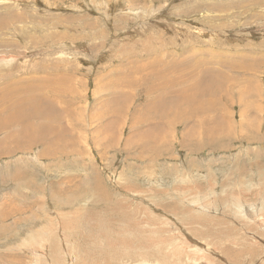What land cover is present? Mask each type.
I'll list each match as a JSON object with an SVG mask.
<instances>
[{
    "label": "rangeland",
    "instance_id": "1",
    "mask_svg": "<svg viewBox=\"0 0 264 264\" xmlns=\"http://www.w3.org/2000/svg\"><path fill=\"white\" fill-rule=\"evenodd\" d=\"M3 18L0 264H264V0H0ZM176 56L186 88L211 67L223 91L170 124L129 85ZM113 88L137 114L109 113ZM181 95L151 110L178 113Z\"/></svg>",
    "mask_w": 264,
    "mask_h": 264
},
{
    "label": "bare ground",
    "instance_id": "2",
    "mask_svg": "<svg viewBox=\"0 0 264 264\" xmlns=\"http://www.w3.org/2000/svg\"><path fill=\"white\" fill-rule=\"evenodd\" d=\"M10 10V11H9ZM7 12L9 13V12H11V8H8L7 9ZM21 12V11H20ZM16 17V18H21L22 17V14H19V13H13L12 15H11V18L12 17ZM5 22H6V20H5V18H3V19H0V27L1 28H3L4 27V25H5ZM39 44H40V42H39ZM38 44V45H39ZM39 48V47H38ZM181 48H182V46H181ZM176 49H178V48H176ZM169 51H171V50H169ZM173 51V50H172ZM176 51V50H175ZM177 52V51H176ZM183 52V51H182ZM178 53V52H177ZM176 53V54H177ZM185 53V52H184ZM178 55H179V53H178ZM181 55V54H180ZM179 55V56H180ZM179 56H176L175 57V60H173V59H171L170 61H168L167 62V60L164 62V65L162 64L160 67H156L155 65H154V63L156 62V60H152V61H150V62H147L146 64H148L147 66H143L144 68H135V69H133V70H135L136 72L137 71H140V72H143V74H145V75H143V77H142V75H140V77L139 78H137V77H135V81L136 82H134L133 83V81H134V79H133V81H131L132 82V84L131 85H129V86H131V87H133V88H139V86H137V84H140V85H143L144 86V88H145V91H146V93H148V94H150V96L151 97H149L148 98V100H147V102H145L144 103V106L142 107V109H143V112L144 113H146V112H152V113H154V114H156L157 116H158V118H162V117H166L167 118V121L170 123V124H175V121L176 120H184V116H182L180 113H181V111L183 112H186V109L187 108H193V107H195V105H196V100H198V103H197V105H196V108H199V109H201V110H206L207 109V105H206V103H205V105H203L202 103H200V97H199V95L198 94H200V95H204V91L201 89V88H205V89H207L208 91H210L211 93L210 94H217V93H219L223 88H222V86H223V83H220V78L222 77V73H220V69H217L216 68V73L214 72V69L213 68H211V67H204V68H200L199 70V72H200V74H201V76H202V78H203V80H204V82L205 83H203V82H198L196 85H195V82L194 81H192L191 82V87L190 88H186L185 87V85H184V83H183V78L184 77H186L188 74L186 73V68L184 67V68H180L178 65H177V63L179 62L178 60H180V59H178L179 58ZM228 58V57H227ZM186 59H188V58H186ZM189 60V59H188ZM187 60V61H188ZM191 60V59H190ZM200 61V60H199ZM204 61V60H203ZM201 62V61H200ZM229 62V61H228ZM150 63V64H149ZM190 63V62H189ZM206 63V62H205ZM240 61H238V60H236V62H229L228 63V66L229 67H232V68H237L238 70L239 69H241V70H243L244 68H242L241 66H239L240 64ZM186 64H188V63H186ZM203 64V63H202ZM222 64H224V63H222ZM226 64H227V61H226ZM139 66H141L140 64H138ZM189 65V64H188ZM190 65H192V64H190ZM189 65V66H190ZM200 65V64H199ZM205 65V64H204ZM225 65V64H224ZM188 66V67H189ZM202 66V65H201ZM206 66V65H205ZM193 67V66H192ZM196 67V66H195ZM197 68H199V67H197ZM197 68H195L196 70H197ZM170 69H173V71H175L174 73H175V75H174V77H172V75L170 76V75H168L169 74V70ZM191 70V69H190ZM130 71V70H129ZM135 72V73H136ZM114 73V72H113ZM116 73V76H117V78H114L113 80H114V83H116V84H118L119 85V83H122V84H125L127 81H124V79H122V78H125L126 79V77L128 78V76H125L126 75V73L125 74H123L122 75V77H118L119 75H120V73L119 72H115ZM133 73V72H132ZM131 73V74H132ZM130 74V73H129ZM128 75V74H127ZM113 78V77H112ZM34 79V80H33ZM47 79V78H46ZM111 79V78H110ZM108 80V82H110L111 80ZM237 79V78H236ZM127 80H129V79H127ZM132 80V79H131ZM139 80V81H138ZM36 81H37V79H35L34 77L30 80V82H28L27 84H26V89H25V94H24V96H20V98H22V99H24L25 98V96L26 95H29V94H36V93H32L34 90L36 91V89H34L33 88V86H31V85H29L30 83H33V85L36 83ZM46 81V80H45ZM49 81H50V79H49ZM12 82V81H11ZM14 82V81H13ZM12 82V83H13ZM181 84L180 85V88H178V89H176L175 91H173V89L174 88H172V87H174V85H176V84ZM21 84V83H20ZM49 84H50V82H49ZM18 85H19V83H18ZM21 85H24V84H21ZM48 85V84H47ZM166 85H170V87L169 88H166ZM128 86V85H127ZM128 86V87H129ZM177 86V85H176ZM9 88V87H8ZM20 88V87H19ZM172 88V89H171ZM18 89V88H17ZM22 89V88H21ZM116 89V88H115ZM114 88L113 89H110L111 90V92H112V96L113 97H111L110 95V97L111 98H109L110 99V102H114V101H116L117 100V102H121L122 103V105L117 109V111L116 112H118V113H116V112H114V110H113V108H112V110H109V113H112V115L114 116V115H116V114H119V113H121L122 111H124V112H128V114L131 116L133 113H135V114H137L138 113V110L139 109H136V108H134L133 107V112H131L130 111V109L132 110V107H130V109H128L129 107H128V105H127V102H128V100H131V99H133V96H134V94L133 95H131V96H129V95H124L122 92H120V91H117V90H115ZM9 90V89H8ZM16 90V89H15ZM24 90V89H23ZM30 90H32V91H30ZM128 91H130V90H128ZM144 91V92H145ZM223 91V90H222ZM24 93V92H23ZM184 93V94H183ZM187 93H189V95L187 96V97H185L184 98V100L183 101H180V104H179V112L178 113H173V114H171L170 116H169V113L170 112H168V111H163V107H160L159 108V110L158 111H152L151 109L153 108V106L155 105V98H154V94L155 95H157L159 98H162L163 96H165V95H168V94H174V95H176V96H178V95H181V94H183V95H181L180 97H183V96H185ZM231 94H232V92L231 93H229L228 95H227V99L228 98H230L231 97ZM107 100V99H106ZM108 101V100H107ZM108 103V102H107ZM29 104H31L32 106H34L32 103H29ZM111 106V105H110ZM159 105H157V107H158ZM176 106H177V104H176ZM35 107V106H34ZM34 107H32V108H28V109H25V110H23V113H22V117L23 118H28V119H36L35 118V116H37V110H36V107L34 108ZM113 107V106H112ZM39 111V110H38ZM101 111V110H100ZM99 112V111H98ZM40 113V112H39ZM107 113V112H106ZM140 113V112H139ZM143 113V114H144ZM126 114V113H125ZM134 114V115H135ZM92 115V114H91ZM102 115V114H101ZM122 115V114H121ZM140 115V114H139ZM149 115V114H148ZM147 115V116H148ZM168 115V116H167ZM10 116V115H9ZM17 116V117H16ZM16 116L15 117H13L14 119H15V121H19L20 119L22 120V118L20 117V112L19 113H17L16 114ZM92 116H94L95 117V115H92ZM111 116V115H110ZM126 116V115H125ZM124 116V117H125ZM129 116V117H130ZM138 116V115H137ZM1 117V116H0ZM128 117V116H127ZM139 117V116H138ZM141 117H143V115L141 116ZM169 117H173L171 120H168V118ZM44 118V117H43ZM92 118V117H91ZM90 118V119H91ZM99 118V117H98ZM102 118V117H101ZM112 118H114V117H112ZM140 118V117H139ZM17 119V120H16ZM145 119H147V117H144V118H142V119H138L137 120V122H141V121H143L144 122V120ZM164 120H165V118H163ZM6 119H4V118H1L0 119V128L2 127V128H4V125H5V121ZM10 120V119H9ZM9 120L7 121V123H9L10 124V122H9ZM114 120V119H113ZM119 120V119H118ZM124 120V119H123ZM135 120H136V117H135ZM149 120V119H148ZM11 121V120H10ZM150 121L152 122V123H150V129H148V130H152V131H155L156 130V127H157V124H158V122L156 121V120H154V119H150ZM92 122V121H91ZM120 123V122H119ZM146 123H147V121H146ZM165 123V122H164ZM163 123V124H164ZM34 124H35V122H30V123H25V125H26V127H28L30 130L31 129H33V127H34ZM122 124V123H121ZM128 125V124H127ZM138 125H140V124H138ZM161 125V124H160ZM122 126V125H121ZM129 126V128H130V130H132V127L130 126V125H128ZM137 126V125H136ZM169 127H170V125H169ZM113 128V127H112ZM164 129H166V127L164 128ZM147 130V131H148ZM161 130H163L162 128H161ZM24 130H22L21 132H23ZM104 131V130H103ZM106 131V130H105ZM147 131H145V129H140V131H138V135H139V137H137V139H139L140 141L139 142H137V143H141L142 145H143V143L146 145V147H147V143H145L146 141H148V140H151L152 142V144H158L159 143V141H164V139L163 138H161L158 134L154 137L153 136V134H152V132L150 131V132H147ZM165 132V131H164ZM25 133V132H24ZM134 133H135V131H134ZM26 134V133H25ZM207 135H211L210 133H206ZM136 135V134H135ZM135 135H134V137H135ZM153 139V140H152ZM133 141V138L132 137H128L127 139H126V143L127 144H129V143H131ZM262 198H264V197H262ZM14 210H17V209H14ZM19 212V211H18ZM17 212V213H18ZM22 212V211H21ZM262 213V212H261ZM245 217V216H244ZM260 218V217H259ZM258 220H260V219H258ZM261 221V220H260ZM69 224V223H68ZM72 226V225H71ZM242 226V225H241ZM70 228V227H69ZM239 230V229H238ZM79 231V230H78ZM185 242V241H184ZM38 249H40V248H38ZM48 249V248H47ZM54 250V249H53ZM37 252H39V251H37ZM119 252H120V250H119ZM123 252V251H122ZM48 253V252H47ZM43 254V253H42ZM54 254H55V251H54ZM128 254V253H127ZM137 254V253H136ZM179 254V253H178ZM52 256H53V254H51ZM129 255V254H128ZM46 256V255H45ZM57 256V255H56ZM67 256V255H66ZM70 257V256H69ZM131 257V256H130ZM7 258V257H6ZM58 259V258H57ZM60 259V258H59ZM70 259V258H69ZM180 259V258H179ZM2 260H5V257L4 256H2ZM209 260V259H208ZM55 261H56V259H55ZM199 262V261H198ZM210 262V261H209ZM58 263V262H57ZM62 263V262H61ZM50 264H52L51 262H50ZM214 264V263H213Z\"/></svg>",
    "mask_w": 264,
    "mask_h": 264
}]
</instances>
